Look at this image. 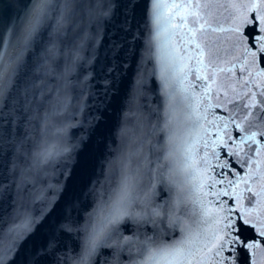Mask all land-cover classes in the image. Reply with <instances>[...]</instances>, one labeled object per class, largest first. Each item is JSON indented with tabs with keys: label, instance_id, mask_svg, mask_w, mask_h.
I'll list each match as a JSON object with an SVG mask.
<instances>
[{
	"label": "water",
	"instance_id": "water-1",
	"mask_svg": "<svg viewBox=\"0 0 264 264\" xmlns=\"http://www.w3.org/2000/svg\"><path fill=\"white\" fill-rule=\"evenodd\" d=\"M0 264H264V0H0Z\"/></svg>",
	"mask_w": 264,
	"mask_h": 264
}]
</instances>
